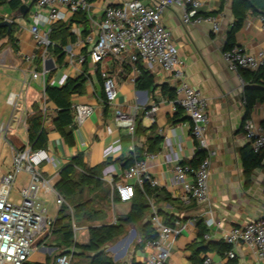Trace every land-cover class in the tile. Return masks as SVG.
I'll use <instances>...</instances> for the list:
<instances>
[{
	"label": "crops",
	"instance_id": "crops-1",
	"mask_svg": "<svg viewBox=\"0 0 264 264\" xmlns=\"http://www.w3.org/2000/svg\"><path fill=\"white\" fill-rule=\"evenodd\" d=\"M8 1L0 0V19L12 20L16 50L6 34H0V56H4L0 59V95L3 97L2 101L0 97V110L3 109V103L10 106L7 103V95L11 92L22 90L23 100L21 109L14 112L18 120L12 121L9 130L0 134V138L4 140L2 147L11 152L9 160L3 159L0 163V176L10 171L13 150L28 143L27 127L18 121H22L26 114L32 112L34 102L39 108L42 106L40 81L32 79L30 71L45 70L48 84L51 85L53 82L54 86H57L56 81L65 74L68 78H77L83 73L85 80L81 92L70 96L72 111L76 103H88L94 111L81 125L73 126L74 144L68 145L53 128L56 106L52 101L46 100L47 111L42 120V127L47 131L46 148L50 153V160L42 163L40 170L54 185L60 169L76 154H82L86 168L104 165L100 173L101 181L95 190L101 205L98 215L100 219L94 225L120 224L131 206V201L119 202L113 195L114 190L116 191L115 181L124 169L122 164L134 152L135 147L145 148L148 138L155 134L161 136V141L155 149L159 151L158 156L147 161L150 175L158 184L153 187L156 188L155 193L147 199L149 208L144 219H149L152 211H156L160 212L158 214L161 217L169 216L172 222L179 220L184 225L171 246L167 264H192L190 260L192 249L201 240L198 236L200 226H203L204 233L209 235L205 241L211 243V248L205 254L200 253V257H210L211 264H226L230 259L228 252L225 251L221 255L215 246L220 241L223 242L224 231L231 226L255 221L264 212V151L261 152V165L254 168L248 177L244 175L241 159L242 151L251 149L241 128L245 119L243 90L246 86L253 87L257 84L245 80L242 70L230 71L222 57V51L228 45V33L234 20L232 0H225L223 3L220 0H199L198 14L218 17L220 20L218 32H213L209 23L184 25L181 22L182 9L176 5L166 8L162 14V22L170 30L172 39L179 49L187 81L209 101L207 138L209 145L216 150V156L212 159L208 180L209 201L204 204L184 202L181 187L171 178L173 164L176 161L189 162L195 153L187 115L181 110V115L174 117L176 111L172 109L167 94L162 90L163 85L173 88L172 77L155 69L151 72L153 88L150 91L139 90L135 86V81H130L134 74L128 56L107 57L99 68L114 75L118 90L114 105L109 106L104 99L98 69L88 59L85 63L77 62V58L87 54L92 47L97 31L95 24L89 19L83 24L75 19V15L60 7L63 16L57 22L68 24V33L73 36V40L70 36L66 39L62 50L63 47L70 45L75 58L70 63L64 53L62 62L58 63V56L53 51L46 50L44 58L42 57L43 50L34 45L29 32L31 14L38 10L37 0H19L21 5L29 6L26 15H21L19 8L13 9ZM89 1V15L94 22H98L106 6L122 4L129 0ZM141 1L150 6L156 2ZM41 13L45 14L46 10L41 9ZM87 37H91L92 40L86 42ZM230 43L253 54L264 51V22L261 15L248 10ZM26 54L34 55L32 64L24 60ZM49 60L54 65L47 68ZM138 66L139 69L140 67L145 69L143 63H138ZM139 75L140 73L135 80ZM143 91H146V94ZM152 101L158 104V110L152 115H144L143 109ZM115 109L134 116L136 124L133 133L125 127L115 125ZM248 117L256 124L264 126V101H256ZM8 119L9 116L5 118L0 115V124H6ZM108 126L110 132L106 129ZM136 126L140 127L137 132ZM113 144L118 146V150L106 155L105 149ZM25 184H21L19 188ZM50 194L40 191L46 202ZM57 207L55 215L51 216L54 219L61 206ZM208 208L213 211L219 225L213 224L212 217L210 219L206 215ZM104 209L107 216L101 220V212ZM123 225L127 234L114 239V242L111 241L113 243L110 246L106 244L103 252L110 256L115 264H139L148 254V249L141 240V222ZM50 234L36 243V249L25 264H56L55 257L67 251L59 234L53 232ZM74 241L80 244L87 243L76 239ZM229 250L234 253L231 259H234L236 264H261L253 252L241 244L230 247ZM73 251H75L73 247L67 251L71 255L72 264H88L89 258L74 256Z\"/></svg>",
	"mask_w": 264,
	"mask_h": 264
},
{
	"label": "built area",
	"instance_id": "built-area-1",
	"mask_svg": "<svg viewBox=\"0 0 264 264\" xmlns=\"http://www.w3.org/2000/svg\"><path fill=\"white\" fill-rule=\"evenodd\" d=\"M172 5L182 9L181 22L184 25L209 23L213 32L219 31L218 17L198 14L199 0H156L153 6L141 0H129L122 4L106 6L98 22H94L89 15V0H37L38 10L31 14L29 32L34 45L43 50L44 58L50 44L48 36L50 27L63 16L60 7H64L72 15L85 12L89 21L95 24L97 31L91 49L87 54L80 55L77 62L83 63L87 58L98 69L104 99L109 106L114 105L118 90L114 75L99 68L105 58L127 55L134 74L130 77L131 82H134L140 73L138 63H143L150 73L157 69L170 75L174 81V97L169 99V103L174 111L181 109L187 115L190 136L194 141V156L196 152L200 153L195 165L176 161L171 170V178L181 187L184 202L204 204L209 201L208 180L212 159L216 156V150L209 145L207 138L209 101L187 81L179 49L172 39L170 30L162 22L164 10ZM41 9H45L46 13L42 14ZM91 40V37L86 38V42ZM63 51L69 62H73L75 58L73 48L68 45L63 47ZM222 57L230 71H255L264 67V51L253 54L232 46L222 51ZM33 58V54L24 56V60L30 64ZM30 76L40 81L42 95L40 109L43 120L47 111V99L44 95V88L48 83L46 71L38 72L32 69ZM67 78L66 74L63 75L56 81V85L62 86ZM22 100V90L7 95L11 113L8 122L0 124V134L9 130L12 121L18 120L14 112L21 109ZM157 110L158 104L152 101L143 109V114L152 115ZM93 111V107L88 103L74 104L72 125H81ZM28 115L26 114L18 123L21 122L27 127ZM114 118L116 126L125 127L130 133L134 132L136 124L134 116L115 109ZM241 128L252 151L257 154L264 151V126L256 124L248 117L243 120ZM106 129L108 132L111 131L109 126ZM117 150L118 146L113 144L109 145L104 153L109 155ZM158 154L159 151H144L142 159L135 160L121 171L115 181L119 202L131 201L136 186L142 188L144 183H148L155 187L158 184L156 179L151 177L147 165V161L154 160ZM49 160L50 153L47 148L32 149L27 143L22 148L13 150L11 169L0 176V264H25L36 249V243L52 232L55 219L48 215L46 201L41 197L40 191L54 194L57 205H66L70 209L65 198L55 191L51 179L39 168L42 163ZM21 171L26 173L27 182L20 188V200L14 203L9 200V194L16 174ZM206 215L210 219L212 217L213 224H220L210 208L206 210ZM149 220L157 237L144 242L148 254L139 264H167L171 246L184 225L179 220L167 224L156 211H152ZM72 224L75 227L73 220ZM202 238L208 240L209 235L204 233ZM222 239L229 247L240 244L245 246L253 252L259 263L264 264V212L255 221L229 227L224 231ZM227 255L230 258L234 257L231 250ZM55 263L71 264V255L69 252L60 253L55 257ZM203 264H211L210 257H204Z\"/></svg>",
	"mask_w": 264,
	"mask_h": 264
},
{
	"label": "trees",
	"instance_id": "trees-1",
	"mask_svg": "<svg viewBox=\"0 0 264 264\" xmlns=\"http://www.w3.org/2000/svg\"><path fill=\"white\" fill-rule=\"evenodd\" d=\"M223 3L225 0H220ZM9 5L13 8H19L21 3L19 0H9ZM252 13H258L261 15L264 22V0H232V14L234 17L232 28L228 33V45L226 48L234 46L230 43L233 34L238 30L246 16L247 11ZM75 19L83 24L88 22V17L85 12H78L75 14ZM69 25L63 22H55L51 25L48 33L50 44L47 47V51H53L58 57V63H61L64 57L62 46L66 43V39L70 36L73 40V36L68 33ZM0 34H3L9 38L13 44L14 50L16 46L13 38V25L9 33L7 34L5 27H0ZM87 59V58H86ZM86 60L84 61V63ZM244 71V79L257 84L256 86H246L243 90V99L245 106V118H248L256 101H264V67L255 71ZM99 74V73H98ZM84 74L82 73L77 78H67L66 82L62 86H54L46 84L44 88V95L46 99L52 101L56 106V115L53 117V128L60 134L63 140L68 145H73V116L72 105L70 102V96L75 93H80L84 82ZM135 86L139 90L150 91L154 86L153 75L140 67V75L135 80ZM163 93H166L169 99L174 97V90L166 85L162 87ZM181 109H177L174 113V117L181 115ZM153 126H150V128ZM140 127L136 126V132ZM27 136L28 143L32 149L46 148L47 146V131L42 127V112L38 105L34 102L32 104V112L27 117ZM161 141V136L155 134L148 138V143L145 148L135 147V150L131 155L125 159L122 167L125 168L132 164L135 160L143 158V152L155 151L157 145ZM23 146L19 147L22 148ZM200 157V153L196 152L191 161L187 162L191 165H195ZM242 165L244 169V175L248 177L252 170L261 165L262 154L254 153L252 149L242 151L241 153ZM104 165L94 168H86L83 162V156L81 153L76 154L70 162L65 164L58 173V180L54 184L55 191L63 196L66 202L70 205V201L79 195L84 188L97 187L100 183V173ZM156 191V188L151 187L148 183H144L142 188L136 186L134 196L131 200V206L127 215L121 220L120 224H101V225H89L87 228L88 240L86 244H80L74 241L73 236V216L80 215V213L88 214L87 218L94 219L90 213L82 208L83 203L75 204L74 215L69 216L67 211L69 210L66 205H62L59 209L52 232L58 233L62 239V244L65 250H71L73 247V255H80L82 257L89 258L88 264H115L111 257L103 252V248L109 242L113 241L117 237L121 236L125 228L123 223L141 222V240L143 243L146 240H152L157 237L150 220L144 219L148 205V197H151ZM113 195L115 200L117 198V192L114 190ZM94 214V209H90ZM160 213V212H158ZM82 217V216H81ZM96 217V216H95ZM165 223L172 224L169 216H165ZM66 220V224L63 223L62 227L55 226L60 222ZM65 224V225H64ZM200 226V225H199ZM204 234V227L200 226L198 230V236L201 238L199 244L192 249L190 260L192 264H203V258L200 257V253L205 254L210 248L211 243L202 240ZM139 244L136 245L138 247ZM217 251L222 255L223 252L229 251V245L220 241L215 245ZM135 247V248H136ZM85 254L87 256H85ZM72 264V263H71ZM226 264H236L234 259H229Z\"/></svg>",
	"mask_w": 264,
	"mask_h": 264
},
{
	"label": "rangeland",
	"instance_id": "rangeland-1",
	"mask_svg": "<svg viewBox=\"0 0 264 264\" xmlns=\"http://www.w3.org/2000/svg\"><path fill=\"white\" fill-rule=\"evenodd\" d=\"M0 57H1L0 59L4 58V56H0ZM0 97H1V101H2L3 97L1 95H0ZM2 105H3V109L0 110V115L7 118L8 116H10L11 106H8L4 103ZM3 142H4V140L1 137L0 138V163L2 162L3 159L8 161L10 156H11L10 150H8L5 147H2ZM26 182H27L26 173L23 171L18 172L15 176L14 182H13L12 187H11V192L9 194V200L10 201L16 203L20 200V188H19V186L21 184L26 183ZM95 190H97V187H87L79 195H77L74 199H72V201H70V209L67 211V214L69 216L74 215L75 204L83 203L82 208H84L86 211H88L90 213V216L92 215V217L94 218V219L91 218V220H90L87 218L88 214H83V213H80V215H74L73 216V221L75 223V227H73V233H74L73 239H76L78 241H87V228H88V226L96 224L97 220L100 219L98 215H99V212L101 209V205H100V202L98 200V194L95 193ZM55 199H56V196L51 193L48 201L46 202L47 213L49 216H54L56 213V210L58 208L57 205L55 204ZM90 209H94V211H95L94 213H96V214L93 215L92 214L93 210L91 211ZM101 213H102V218H101V220H102L107 216V211L104 209ZM63 223L66 224V220L57 224L55 226V229L57 227H62ZM124 234L126 235L127 231L124 230V232L122 233L121 236H123ZM50 235H52V234H50ZM113 242L108 243L107 246H110ZM128 253H130V250Z\"/></svg>",
	"mask_w": 264,
	"mask_h": 264
},
{
	"label": "water",
	"instance_id": "water-1",
	"mask_svg": "<svg viewBox=\"0 0 264 264\" xmlns=\"http://www.w3.org/2000/svg\"><path fill=\"white\" fill-rule=\"evenodd\" d=\"M28 11H29V6L28 5H25V4L20 5L19 12H20L21 15H26L28 13ZM12 24H13L12 20L0 19V27H5L7 34L9 33ZM47 63H48L47 68L53 67V65H54L51 60H49ZM143 92H144V94H146V91H143ZM62 253H68V252L65 251V252H62Z\"/></svg>",
	"mask_w": 264,
	"mask_h": 264
}]
</instances>
